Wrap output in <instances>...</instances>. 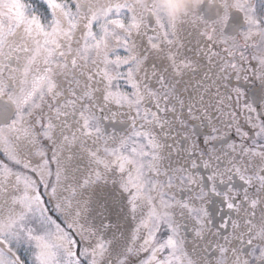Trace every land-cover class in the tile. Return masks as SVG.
Instances as JSON below:
<instances>
[{
	"label": "snow or ice",
	"instance_id": "6c2138e0",
	"mask_svg": "<svg viewBox=\"0 0 264 264\" xmlns=\"http://www.w3.org/2000/svg\"><path fill=\"white\" fill-rule=\"evenodd\" d=\"M0 264H264V0H0Z\"/></svg>",
	"mask_w": 264,
	"mask_h": 264
},
{
	"label": "flooded vegetation",
	"instance_id": "af4514ba",
	"mask_svg": "<svg viewBox=\"0 0 264 264\" xmlns=\"http://www.w3.org/2000/svg\"><path fill=\"white\" fill-rule=\"evenodd\" d=\"M196 2H202V0H191L192 4H195Z\"/></svg>",
	"mask_w": 264,
	"mask_h": 264
}]
</instances>
